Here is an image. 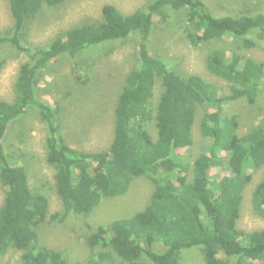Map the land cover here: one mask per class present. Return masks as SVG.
Masks as SVG:
<instances>
[{
  "label": "trees",
  "instance_id": "trees-1",
  "mask_svg": "<svg viewBox=\"0 0 264 264\" xmlns=\"http://www.w3.org/2000/svg\"><path fill=\"white\" fill-rule=\"evenodd\" d=\"M66 1L8 0L13 24L0 33V47L8 44L28 58L19 66L13 100L0 99V258L12 250L21 252L23 264H79L68 252L40 245L39 229L46 223L61 224L69 216L89 215L102 201L128 194L131 183L144 178L153 185L148 203L130 216L98 225L87 237L91 254L83 264H264V229L245 232L237 225L252 180L249 170L264 166V115L241 134L237 115L228 114L224 105L239 99L253 105L264 94L263 62L231 48L210 50L206 67L228 83L223 89L198 74L182 75L155 55L140 53L117 100L113 138L98 151L77 149L65 141L60 132L65 103L42 101L37 78L57 57L74 58L132 32L146 42L155 17L165 22L171 10L184 11L192 46L231 37L240 42L235 48L248 50L257 40L264 41V10L246 2L243 11L220 16L204 0H151L123 14L107 3L98 20L68 28L45 46L24 45L29 26L44 9ZM5 62L0 58V70ZM156 78L162 91L153 108ZM198 106L206 109L199 130L207 142L189 163L179 151L193 144ZM30 109L46 125V162L54 168L61 201L53 213L48 196L31 187L26 167L14 164L15 157L3 145L8 125ZM150 122L155 123L156 137L146 127ZM251 199L255 210L264 214V174ZM188 248L199 250L200 263L183 262L181 252Z\"/></svg>",
  "mask_w": 264,
  "mask_h": 264
},
{
  "label": "rangeland",
  "instance_id": "rangeland-1",
  "mask_svg": "<svg viewBox=\"0 0 264 264\" xmlns=\"http://www.w3.org/2000/svg\"><path fill=\"white\" fill-rule=\"evenodd\" d=\"M149 1L151 0H67L57 7L44 9L29 26L23 44L45 46L68 28L96 21L101 16L104 4H114L123 14H129L138 8H144ZM204 1L214 14L220 16L243 11L246 2L251 6L257 5L259 11L264 10V0ZM155 19L157 23L146 42L141 40L137 32H132L126 39L94 45L74 58L69 55L57 57L37 75L42 89L38 97L46 103H65V109L60 113V132L70 146L85 151H98L108 147L113 138L118 97L124 88L128 72L138 66L142 52L157 56L182 75L198 74L223 89L227 88L228 83L212 75L206 67V56L213 48H231L264 63V41L257 40V44L248 50L235 48L240 42L233 41L231 37L206 41L194 47L186 36L184 11L171 10L165 22H159L158 17ZM12 24L9 2L0 0V33ZM0 58L6 61L0 70V99L10 102L14 98V84L19 66L28 56L6 44L0 47ZM78 74L82 78L78 79ZM161 91V80L156 78L151 99L153 108ZM224 105L228 114L237 115L240 126L238 131L243 134L257 125L264 115V94H260L253 105L241 99L226 102ZM204 110L206 109L198 106L195 114L193 144L179 151L189 163L204 150L207 142L199 130ZM146 127L152 137H156L155 123L150 122ZM45 140L46 125L40 119L39 113L30 109L8 125L3 145L5 151L11 152L15 157L14 164H23L26 167L31 187L38 188L48 196L50 212L53 213L60 208L61 201L55 192L54 168L46 162ZM216 172L215 168L211 175ZM249 172H252V180L245 189L237 224L245 232L264 229V214L255 210L251 199L254 186L264 174V166ZM152 189L150 181L138 178L131 183L127 195L105 199L89 215L69 216L61 224L46 223L39 229V244L68 252L72 260L83 264L91 254L87 245L89 234L98 225L109 222L115 216L125 218L144 208ZM3 198L4 189L0 184V205ZM181 254L185 263L201 262V254L197 248L183 249ZM12 263L23 264L21 252L10 250L0 258V264Z\"/></svg>",
  "mask_w": 264,
  "mask_h": 264
},
{
  "label": "bare ground",
  "instance_id": "bare-ground-1",
  "mask_svg": "<svg viewBox=\"0 0 264 264\" xmlns=\"http://www.w3.org/2000/svg\"><path fill=\"white\" fill-rule=\"evenodd\" d=\"M81 201V200H80ZM244 230V229H243ZM13 264V263H12Z\"/></svg>",
  "mask_w": 264,
  "mask_h": 264
}]
</instances>
